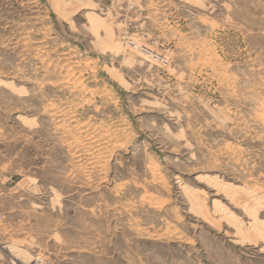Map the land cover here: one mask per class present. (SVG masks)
Returning <instances> with one entry per match:
<instances>
[{"label":"rangeland","instance_id":"1","mask_svg":"<svg viewBox=\"0 0 264 264\" xmlns=\"http://www.w3.org/2000/svg\"><path fill=\"white\" fill-rule=\"evenodd\" d=\"M37 259L264 264V0H0V264Z\"/></svg>","mask_w":264,"mask_h":264},{"label":"built area","instance_id":"2","mask_svg":"<svg viewBox=\"0 0 264 264\" xmlns=\"http://www.w3.org/2000/svg\"><path fill=\"white\" fill-rule=\"evenodd\" d=\"M28 264H47L44 261H40L39 259L35 260V261H31Z\"/></svg>","mask_w":264,"mask_h":264},{"label":"bare ground","instance_id":"3","mask_svg":"<svg viewBox=\"0 0 264 264\" xmlns=\"http://www.w3.org/2000/svg\"><path fill=\"white\" fill-rule=\"evenodd\" d=\"M94 139V138H93Z\"/></svg>","mask_w":264,"mask_h":264}]
</instances>
